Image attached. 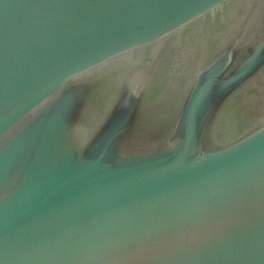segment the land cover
Here are the masks:
<instances>
[{
  "label": "water",
  "instance_id": "1",
  "mask_svg": "<svg viewBox=\"0 0 264 264\" xmlns=\"http://www.w3.org/2000/svg\"><path fill=\"white\" fill-rule=\"evenodd\" d=\"M0 264H264V0H0Z\"/></svg>",
  "mask_w": 264,
  "mask_h": 264
}]
</instances>
